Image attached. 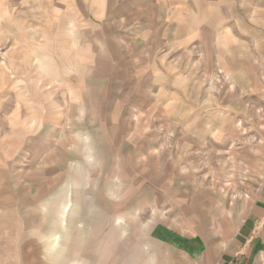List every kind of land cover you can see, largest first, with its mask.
<instances>
[{"label":"crops","instance_id":"crops-1","mask_svg":"<svg viewBox=\"0 0 264 264\" xmlns=\"http://www.w3.org/2000/svg\"><path fill=\"white\" fill-rule=\"evenodd\" d=\"M31 64L37 105L0 103L16 256L264 264V0H0V87Z\"/></svg>","mask_w":264,"mask_h":264},{"label":"rangeland","instance_id":"rangeland-1","mask_svg":"<svg viewBox=\"0 0 264 264\" xmlns=\"http://www.w3.org/2000/svg\"><path fill=\"white\" fill-rule=\"evenodd\" d=\"M37 20V18H28V22L30 24L37 23L33 21ZM33 33V32H32ZM30 33V36H36ZM41 66L36 65H26L21 66V72H20V82H18L16 79L9 82V84H3L0 87V103L1 100L6 105H15L17 106L18 101H25L27 106H33V104L37 105V87L42 88H50V82L49 81H42L37 82V80L30 79L31 77H36L35 75L37 68L39 69ZM44 67V66H43ZM27 70V71H26ZM26 76V80L23 79V77ZM31 76V77H28ZM16 78V77H12ZM1 83V82H0ZM20 84V87H18ZM10 85V86H9ZM18 88L26 94H30L31 96H16L18 94ZM13 89V90H10ZM3 90V91H1ZM9 91L12 94V96H9ZM2 92V93H1ZM29 108V107H28ZM29 110H32V108H29ZM17 108L14 109V114L16 115ZM29 216L23 209H10L6 210L4 213H2V209H0V264H37V260H39L38 256H16L15 253H17L18 249V241L19 239L22 240L24 246L25 245H33V239L31 236H33L32 231H26V226L19 225V224H10L8 220L10 219H17L18 217L23 218ZM7 217L5 219V222L3 221V218ZM33 227V226H30ZM43 227V230L48 232V226H41ZM45 232V233H46ZM15 252V253H14ZM39 252V251H35ZM41 264H45V262H41Z\"/></svg>","mask_w":264,"mask_h":264}]
</instances>
